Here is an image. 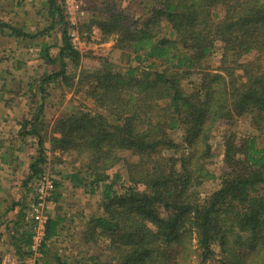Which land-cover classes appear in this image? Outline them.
<instances>
[{"label":"trees","instance_id":"16d2710c","mask_svg":"<svg viewBox=\"0 0 264 264\" xmlns=\"http://www.w3.org/2000/svg\"><path fill=\"white\" fill-rule=\"evenodd\" d=\"M86 2L93 16L88 27L114 35L115 46L143 67L106 61L81 71L77 83H89L95 107L53 122L29 83L32 99L25 108L31 117L21 122L19 136L31 135L37 146L26 180L33 183V200L37 178L67 154L80 186L92 194L102 189L103 212L89 217L85 238L103 246L104 264H264V0ZM47 4L55 22L39 32L0 19V33L36 40L38 57L51 66L39 80L42 93L45 84L59 80L72 87L76 74L68 65L76 70L81 59L63 6L58 0ZM58 22L62 42L52 55L55 44L39 36ZM216 47L221 56L214 67ZM241 117L258 132L233 128ZM219 126L224 168L216 175L209 163ZM122 165L127 178L118 188L110 171ZM215 180L219 187L203 197V186ZM59 187L55 179L56 202ZM24 204L28 225L30 203ZM62 222L49 216L46 242L57 238ZM29 226L15 252L19 264L30 255Z\"/></svg>","mask_w":264,"mask_h":264},{"label":"rangeland","instance_id":"374dc122","mask_svg":"<svg viewBox=\"0 0 264 264\" xmlns=\"http://www.w3.org/2000/svg\"><path fill=\"white\" fill-rule=\"evenodd\" d=\"M47 2L49 0H0V19L3 22L23 27L30 32H39L45 27H51V24L55 22L49 14ZM58 2L64 8L71 40L74 45H77L81 53L80 64L76 70L72 67L71 62L68 65L69 72L76 74L75 78L72 79V87L68 86L63 80H59L56 83L45 84V92L42 93L38 87L39 80L42 79L47 70L51 71L52 69L41 57H38L40 48L34 44L36 40L10 38L4 33H0V99L27 104L32 99L30 94L27 93L28 85L34 82V88L36 89L34 91L37 93L34 99L37 103L42 101L47 105L45 118L48 121L51 120V122L78 108L95 107V101L87 94L89 83L85 82L79 85L77 83L81 71H94L101 68L106 61H110L115 67L121 68L129 65L143 67L142 63L139 64L133 60V56L124 55L125 53L115 46L116 37L114 35H105L96 24L91 25V29L88 27V23H90L89 21L93 16L87 8L86 0H80L82 6L80 11L77 12L74 26H72L69 19L64 1L58 0ZM82 10L84 14H79ZM62 28L63 24L58 22L45 35L39 36V40L55 44L51 49L52 55L57 54L59 51L58 43L62 42ZM220 56L219 47H216V52L211 57V65L217 66ZM252 56L253 54L248 55V57ZM22 110L23 112L25 110L26 113L30 111L28 107ZM234 122L236 126L233 128H237L243 133L255 130L251 126L248 117L237 118ZM217 129V133L212 136L211 140L214 157L210 160L209 167L216 175H220L224 168L221 141V131L223 132L224 128L219 126ZM181 134V131L174 134L176 140L181 138ZM56 154L59 155L60 153L56 152ZM63 161L56 160L48 167L61 183L60 191H63L65 195V205L61 202L62 206H59L60 210L57 211L56 206L54 208L56 203L51 199L47 207L49 216L53 210H55V215L59 212L64 213L68 220L63 223L68 228H64V231L62 229L57 238L45 242L47 244L45 245L46 248L44 246L42 254L40 253L38 256V258L41 256L39 264H60L58 259H61V261L67 259L70 264H104L108 258L106 252L102 251L103 246H93L86 242L85 238L89 217L103 212L100 208L102 189L98 188L94 194L88 192V187L80 186L75 178L73 165L70 163L72 161L71 157L64 154ZM75 164L78 165L79 163ZM110 174L112 179L118 182V188L122 184V180L124 181L127 178V172L123 165L120 168H113ZM219 185L220 180L208 181L202 188L203 197L217 189ZM30 199L32 201L33 197ZM69 202H72V204ZM76 218H79L78 222L76 221L77 223L73 222ZM70 221L73 222L72 225ZM28 223L32 226L31 220ZM29 224L27 225L28 230L31 228ZM8 256L14 259L8 264L20 263V257L15 255L14 252H7L3 255L4 258ZM28 257L29 255L24 259H28Z\"/></svg>","mask_w":264,"mask_h":264},{"label":"crops","instance_id":"0c3cea01","mask_svg":"<svg viewBox=\"0 0 264 264\" xmlns=\"http://www.w3.org/2000/svg\"><path fill=\"white\" fill-rule=\"evenodd\" d=\"M45 106L47 107L46 104ZM25 107V102L0 103V262H3L4 254L11 251L15 254L18 247H21L20 235L28 231L23 207L24 203L31 202L30 198L34 194L31 190L33 183L26 180L30 165L37 155L35 138L31 135L26 139L19 136L21 122L31 117L25 110L23 112ZM21 112L23 114L20 115ZM60 188L61 196L57 202L54 200L57 211L62 206L61 202L65 205V195ZM54 213L55 210L50 215H55ZM57 215L62 217L63 222L68 220L64 213L59 212L55 216ZM78 219L73 222L77 223ZM64 228L68 227L64 225Z\"/></svg>","mask_w":264,"mask_h":264},{"label":"built area","instance_id":"2783aa9c","mask_svg":"<svg viewBox=\"0 0 264 264\" xmlns=\"http://www.w3.org/2000/svg\"><path fill=\"white\" fill-rule=\"evenodd\" d=\"M67 8L69 19L71 20L72 26L75 25V18L77 17V12L80 11L82 6L80 0H63ZM84 14L82 10L81 13ZM77 48V45H75ZM78 49V48H77ZM55 175L52 173L51 169L46 168L43 173L37 178L35 183V199L31 201L29 208V220L32 221V243L30 245L29 252L30 255L28 259H25V264H39L38 256L42 254L44 243L46 242V223L49 218L47 204L52 199V194L55 190ZM34 195V194H33ZM46 244V243H45ZM38 258V261H37ZM9 256L3 259V264H8L12 261Z\"/></svg>","mask_w":264,"mask_h":264}]
</instances>
